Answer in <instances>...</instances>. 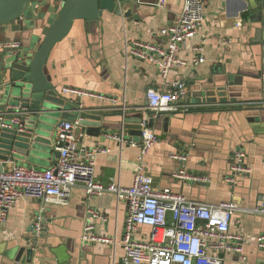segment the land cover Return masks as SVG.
Instances as JSON below:
<instances>
[{
  "label": "crops",
  "instance_id": "0c3cea01",
  "mask_svg": "<svg viewBox=\"0 0 264 264\" xmlns=\"http://www.w3.org/2000/svg\"><path fill=\"white\" fill-rule=\"evenodd\" d=\"M183 6L184 0H120V8L130 10V15L125 16L116 7L114 12L105 11L93 25L84 20L74 21L70 33L50 52L46 67L51 83L59 92L68 87L83 93L66 94L64 106L69 110L48 116L43 123L45 141L35 147H20L14 158L0 159L2 167L45 169L54 165L59 158L58 125L72 115L78 120L81 112L74 113L76 103L92 113L105 115L100 121L106 125L104 134L89 135L87 127L81 124L76 128L77 136L83 134L77 146L105 150L94 155L96 180L103 184L117 181L131 185L140 163L141 147L128 143L121 146L119 140L108 134L123 132L120 129L123 109L129 116H144L149 111L146 90L162 88L164 79L154 64L135 58L128 50L136 41L165 47L167 39L159 32L175 21ZM51 8L35 34L25 31L22 37L16 36L10 25L0 27V53L4 51L1 45L18 38L24 53L32 54L31 48L37 47L48 19L59 11L60 5L56 8L54 3ZM197 47L203 48L205 61L194 65L191 61L199 56ZM179 57L187 64L173 68L169 78L188 82L185 103L190 104V109L170 114L168 136L157 139L143 156L145 170L152 175L158 189L169 187L174 193L199 202L236 203L239 210L234 213L231 232L244 238L242 253L225 254L223 264H264V250L255 240L264 232V214L251 211L264 205V133H261L264 106H253L255 103L249 101L260 96V100L264 99V0H206L204 23L182 46ZM229 77L235 85H230ZM223 83L224 99L210 101L223 88L217 85ZM204 92L211 95L204 97ZM240 98L245 101H239ZM244 107L254 109L245 112ZM253 112L262 115L259 121L251 123L248 117ZM154 130L161 134L162 123ZM123 134L124 139H132L127 130ZM183 137L197 138L198 143L196 148L188 146L187 159L180 161L173 155L183 151ZM238 148L246 152L249 171L238 176L237 184H229L226 182L232 174L229 157ZM180 168L209 180L178 179L173 173ZM128 214L125 201L112 194L88 198L82 183L73 188L67 205L21 198L0 227V264L9 257L7 251L31 235L39 216L43 231L37 233L48 243L45 255L36 264H112L114 258L120 260L124 256L121 241ZM89 223L96 235L112 242L82 241ZM150 232L149 227L142 226L134 236L147 239Z\"/></svg>",
  "mask_w": 264,
  "mask_h": 264
},
{
  "label": "built area",
  "instance_id": "2783aa9c",
  "mask_svg": "<svg viewBox=\"0 0 264 264\" xmlns=\"http://www.w3.org/2000/svg\"><path fill=\"white\" fill-rule=\"evenodd\" d=\"M206 0H184V6L175 21L163 27L159 34L167 39L165 47L156 43L136 41L128 52L137 59L154 64L162 78V88L149 87L146 90L147 109L154 114L168 115L187 112L190 104L185 103L188 95L187 85L181 80H171L170 71L183 67L187 62L179 57L184 44L190 41L204 23V6ZM4 49L22 50L20 41L4 44ZM195 50L199 56L193 58L192 64L205 61L203 48ZM64 96L68 93L83 92L64 87ZM253 106H264V99ZM22 113L27 109H19ZM19 123V119H14ZM79 121L62 120L56 132V149L60 155L56 163L45 169L14 166L5 170L0 164V227L6 221L14 204L21 198L31 197L44 203L67 205L72 190L78 184L85 186L88 198L102 194H112L118 200L128 204L129 214L126 232L121 245L124 256L112 264H223L225 254L242 253L241 235L231 232L234 213L239 210L232 201L205 203L190 200L183 194L174 193L169 187L158 189L154 178L145 170L143 156L156 143L154 129L142 124L140 142L124 139V132L110 133V138L119 140L121 146L128 143L140 146V163L131 185L117 181L103 184L95 178L94 155L105 152L99 148L88 150L77 146L83 134L76 135ZM175 159L185 161L187 153L173 155ZM247 155L244 149L233 151L231 157V176L226 178L229 184H237L238 176L249 171ZM178 179L208 181L207 177L195 176L188 170L180 168L173 173ZM264 214V205L251 210ZM40 216L35 223L40 231ZM142 226L149 227L151 232L147 239H137L134 234ZM93 225L87 224L82 234L84 242H112L110 238L98 236L93 232ZM258 246L264 250V232L255 238Z\"/></svg>",
  "mask_w": 264,
  "mask_h": 264
},
{
  "label": "water",
  "instance_id": "95a60500",
  "mask_svg": "<svg viewBox=\"0 0 264 264\" xmlns=\"http://www.w3.org/2000/svg\"><path fill=\"white\" fill-rule=\"evenodd\" d=\"M44 0H0V27L10 25L16 36L24 34L25 31L35 34V31L42 27L46 13L50 7H42V10L30 9L29 23L26 24V12L30 5L42 2ZM60 0H47L50 6L58 3ZM59 11L48 19V24L43 30L41 41L35 49L31 48L32 54H26L22 50L4 49L0 53V159H10L16 157L20 147H30L46 139L44 134V122L48 116L55 111L66 112L69 107H65L66 96L59 92L51 83L46 63L48 56L57 43L62 41L72 28L76 20H84L92 25L103 16L105 11L114 12L120 8V0H61ZM261 2L262 0H258ZM120 11L125 16L130 15V10ZM119 11V12H120ZM28 32V33H29ZM20 37V38H21ZM13 41H20L18 38ZM12 42V41H11ZM24 48V47H22ZM230 85H235L232 77H229ZM188 85V82L186 83ZM217 86L219 88L216 96L210 101H217L219 97L224 99L225 83ZM209 92H204L203 96ZM214 94V95H215ZM252 99V98H251ZM259 98L249 100L251 103L259 101ZM245 101L240 98L239 101ZM74 113L81 112L78 121L81 125L87 127V133L92 136H99L105 133L106 125L100 123L104 120L105 115L101 113L90 112L88 108L74 105ZM142 107V106H141ZM27 109L28 112L22 113L19 109ZM255 110H258L255 107ZM245 110L254 109L251 107L242 108ZM71 110V108H70ZM254 110V111H255ZM260 110V109H259ZM91 113V114H90ZM250 114L248 121L254 123L259 121L260 112ZM31 117V118H30ZM171 115H158L146 111L144 116H129L126 110H122L120 129L128 131L132 140L140 142L142 136V124L146 123L149 128L154 129L158 123H162L163 132L157 134L158 139H164L170 131ZM18 118L19 123L14 119ZM70 121L76 120L75 116L68 117ZM92 121L99 125L95 126ZM155 131V130H154ZM261 133H264L262 131ZM182 138V137H181ZM185 146L181 153H184L188 146L196 148L197 138L183 137ZM180 152V151H179ZM233 151L230 154L232 157ZM57 155L60 153L57 150ZM43 222L40 219V232L43 231ZM35 224L33 232L24 238V243H16L14 254L9 256L4 264H36L39 258L45 255L47 240L39 236Z\"/></svg>",
  "mask_w": 264,
  "mask_h": 264
},
{
  "label": "rangeland",
  "instance_id": "374dc122",
  "mask_svg": "<svg viewBox=\"0 0 264 264\" xmlns=\"http://www.w3.org/2000/svg\"><path fill=\"white\" fill-rule=\"evenodd\" d=\"M63 1H59L58 2V4H56V8H58L59 7V5L62 3ZM45 6H47V7H50V9L49 10H51L52 8V6H50V4H48L47 3V0H44V1H42V2H37V3H34V4H32V5H30L29 7H28V9H27V12H26V24H30L29 23V18L27 17V16H29V10L30 9H35L34 10V12H36L38 9L39 10H42V7H45ZM1 35V34H0ZM14 254V250H10V251H7V256L9 255V256H12Z\"/></svg>",
  "mask_w": 264,
  "mask_h": 264
}]
</instances>
